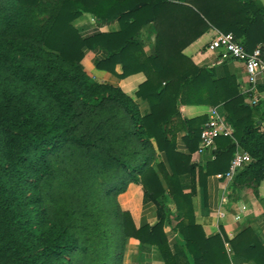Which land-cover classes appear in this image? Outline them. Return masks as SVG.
Here are the masks:
<instances>
[{
    "label": "trees",
    "instance_id": "trees-1",
    "mask_svg": "<svg viewBox=\"0 0 264 264\" xmlns=\"http://www.w3.org/2000/svg\"><path fill=\"white\" fill-rule=\"evenodd\" d=\"M84 13L118 19L120 30L84 36L73 24ZM145 26L156 35L150 55ZM211 27L233 32L249 51L260 46L264 57L257 0H0V264H123L130 238L142 249L156 246L165 264H264V243L251 227L232 239L208 235L196 222L194 191L184 190L186 175L203 184L227 172L239 147L253 162L236 181L257 188L264 179V113L255 117L258 105L233 74L217 76L184 52ZM97 48L108 51L98 69L116 73L121 64V78L146 75L135 96L149 112L87 73L82 60ZM186 104L221 105L234 128L233 137L216 139L205 168L192 154L209 116L185 117ZM181 131L186 151L178 148ZM130 183L155 203L154 224L137 227L121 207Z\"/></svg>",
    "mask_w": 264,
    "mask_h": 264
},
{
    "label": "crops",
    "instance_id": "crops-1",
    "mask_svg": "<svg viewBox=\"0 0 264 264\" xmlns=\"http://www.w3.org/2000/svg\"><path fill=\"white\" fill-rule=\"evenodd\" d=\"M264 5V0H257ZM180 3H182L180 1ZM73 24L84 35L88 36L96 32H112L120 30L118 19L109 23L98 21L90 13H84L78 17ZM149 26H145L142 30L147 54H152L155 47V34L149 35ZM221 32L215 27H211L189 44L184 52L189 55L199 66H208L215 70L217 76H223L227 73L233 74L240 85L242 93L246 94V101L253 105V98H258V111L255 115L260 118L264 113V70L258 75L257 93L252 91V85L249 82V76L244 63L233 58H222L220 52L208 50L207 44ZM260 47V46H257ZM256 47V48H257ZM108 51L102 48L89 50L82 64L87 73L98 82L110 83L119 86L124 92L133 96L139 104L143 114L150 111V105L147 100L137 98L135 92L139 85L146 80L143 72L129 75L125 78L118 76L122 73V65L116 66V73L106 70H100L95 66L98 57H107ZM213 107H218L226 116V112L221 105H190L182 106V112L185 117H196L200 115H209V111ZM185 131L178 134L177 142L180 150L186 151L182 136ZM217 148V142L214 147L203 154L197 151L192 154V160L197 162L201 167H206L207 162L214 160L213 151ZM163 159V158H162ZM217 174H211L204 179V183L200 184L199 175L195 176V180L190 175L184 177L185 192L194 191L193 206L196 216V222L201 224L208 235H214L225 232L229 239L235 237L239 232L251 227L264 243V179L257 186H248L238 183L236 179H220ZM121 207L129 210L134 218L137 227L144 224H154L157 220V207L153 202L144 203V191L142 185L130 183L128 189L118 196ZM168 206L175 210V202L169 198ZM169 233L170 239L176 241L177 233L172 230L171 226L165 227ZM228 243H226L227 246ZM229 248V246H227ZM123 264H165L160 258L158 248L150 246L141 248L138 239L130 238L126 245ZM229 264H235L233 262Z\"/></svg>",
    "mask_w": 264,
    "mask_h": 264
},
{
    "label": "built area",
    "instance_id": "built-area-1",
    "mask_svg": "<svg viewBox=\"0 0 264 264\" xmlns=\"http://www.w3.org/2000/svg\"><path fill=\"white\" fill-rule=\"evenodd\" d=\"M207 48L213 52L219 51L224 59L233 58L244 63L249 76V82L252 85V91L257 93L258 75L264 70V57L260 47L249 51L233 32H218L207 44ZM258 102L259 99L257 97L253 98V105ZM208 116V121L204 124L201 133L200 146L197 150L198 154H203L211 150L218 137H233L234 135L233 126L228 122L226 116L218 107L211 108ZM251 162H253L252 155L244 149L238 148L234 153L229 170L225 173H218L217 177L233 180ZM227 246L229 245L227 244Z\"/></svg>",
    "mask_w": 264,
    "mask_h": 264
},
{
    "label": "rangeland",
    "instance_id": "rangeland-1",
    "mask_svg": "<svg viewBox=\"0 0 264 264\" xmlns=\"http://www.w3.org/2000/svg\"><path fill=\"white\" fill-rule=\"evenodd\" d=\"M239 149H240V147H239ZM242 149V148H241ZM238 150V149H237ZM236 150V151H237ZM235 151V152H236ZM57 166H59L60 167V160L58 159L57 160ZM235 179V178H234ZM233 179V180H234ZM103 182H104V180L102 179V178H98V179H96V182H95V189H96V191H95V193H96V199H97V202H98V205H99V208L104 212V213H106L107 212V203L105 202V200H104V198H103V195L99 192V190H98V188H101L102 187V185H103ZM56 184H57V189H58V191H60V180H58L57 182H56Z\"/></svg>",
    "mask_w": 264,
    "mask_h": 264
}]
</instances>
